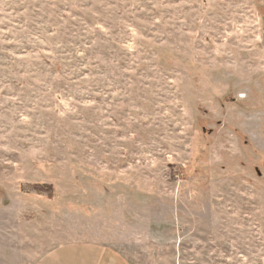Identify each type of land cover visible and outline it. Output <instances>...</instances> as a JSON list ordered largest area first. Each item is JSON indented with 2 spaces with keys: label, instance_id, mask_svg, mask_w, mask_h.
Segmentation results:
<instances>
[{
  "label": "rangeland",
  "instance_id": "374dc122",
  "mask_svg": "<svg viewBox=\"0 0 264 264\" xmlns=\"http://www.w3.org/2000/svg\"><path fill=\"white\" fill-rule=\"evenodd\" d=\"M77 240L264 264V0H0V264Z\"/></svg>",
  "mask_w": 264,
  "mask_h": 264
},
{
  "label": "crops",
  "instance_id": "0c3cea01",
  "mask_svg": "<svg viewBox=\"0 0 264 264\" xmlns=\"http://www.w3.org/2000/svg\"><path fill=\"white\" fill-rule=\"evenodd\" d=\"M27 264H132L110 243L77 240L58 244Z\"/></svg>",
  "mask_w": 264,
  "mask_h": 264
}]
</instances>
